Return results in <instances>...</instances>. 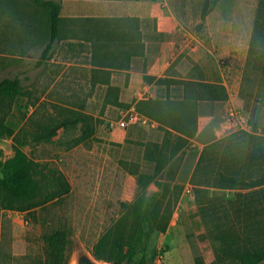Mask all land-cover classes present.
<instances>
[{
  "label": "rangeland",
  "instance_id": "rangeland-1",
  "mask_svg": "<svg viewBox=\"0 0 264 264\" xmlns=\"http://www.w3.org/2000/svg\"><path fill=\"white\" fill-rule=\"evenodd\" d=\"M157 1L177 11L183 20L182 31L197 40V51L205 54L204 65L209 70L219 67L228 83L227 100L207 99L189 110H197L198 117H226L230 126L225 131L231 133L207 146L209 160L199 167L196 164L202 144L215 138L210 123L201 122L203 128L194 141L168 139L157 164L167 168L155 176L159 174L161 185H169L167 196L176 194V189L171 191L174 183L181 186V194L166 231L151 234L145 257L152 264H195L196 259L205 264H228L229 258L218 256L220 242L215 233L219 217L244 228L246 217L240 214L236 219L226 207V200L241 193V198L248 201L256 194L246 184L239 189L218 187L215 177L219 173L233 174L243 179L242 183H250L262 174L258 150L256 158L248 156L257 146L264 149V39L257 42L256 52L249 51L259 0ZM223 34L239 35V48L221 53L222 48L211 39ZM48 36L49 22L43 9L27 0H0V79L18 77L27 92L14 100L6 124L14 129L30 157L50 161L71 186L70 193L61 200L32 212L0 209V264H34L43 256L42 233L59 225H66L72 232L67 264L77 246L91 253L98 236L118 216L120 201L131 200L138 192L131 173L139 167L152 172L153 163L144 155L145 145L155 144L161 137L147 123H129L123 130L118 129L117 122L128 117L131 103L138 96L144 97L143 92L131 96L123 90L124 104H102L103 91L89 90L86 72L67 65L73 59L58 41L53 44L50 59L37 66ZM223 50H229V46L226 44ZM214 54L216 58L211 60ZM189 66L182 63L168 73L180 81L186 78ZM113 94L104 98L111 100ZM172 95L176 96V91ZM62 107L69 114L86 111L93 115V135L71 146V140L80 134V124H76L60 126L48 142L34 141L38 124L55 117L61 119L58 112ZM237 117L248 119L244 123ZM12 143V138H0L2 159L12 155ZM187 185L192 188L190 195L185 192ZM152 193L146 187V194ZM260 213L264 216V210Z\"/></svg>",
  "mask_w": 264,
  "mask_h": 264
},
{
  "label": "trees",
  "instance_id": "trees-1",
  "mask_svg": "<svg viewBox=\"0 0 264 264\" xmlns=\"http://www.w3.org/2000/svg\"><path fill=\"white\" fill-rule=\"evenodd\" d=\"M27 1L35 7L43 9L48 17V40L36 63L37 66H40L50 59L53 43L58 37L61 2L60 0ZM206 2L207 0L204 3ZM263 14L264 4L262 0H259L250 39L249 51L251 52H256L257 42L264 39ZM142 78L148 83L177 82L166 79V77L146 74ZM183 82L187 86L197 83L202 87L200 91H197L199 99L226 100L228 98L226 89L220 82L207 83L191 80H184ZM114 90H116L115 87L108 86L106 94L110 95ZM191 90H187L188 93ZM200 92L204 93L202 94L203 97H201ZM26 93L25 87L18 77L0 79V138H12L13 141L12 155L5 159L0 157V209L21 213L32 212L47 204L59 201L71 190L65 175L50 161H40L30 157L22 149L14 135V129L6 124V116L11 110L14 100L18 96L26 95ZM189 104L186 99L160 102L156 99H147L136 101L135 108L145 116L159 122L160 127L165 124L180 134L193 137L197 121L196 118L193 120L189 117H197V110L190 111L192 105ZM67 112H69L68 109L62 107L58 112V117L61 119L55 117L51 118L50 122L39 123L38 128L34 131L33 140L48 142L60 126L68 127L69 125L80 124V134L71 140V146L87 141L94 133V118L82 111H70L71 114ZM157 117L183 118H172V120L166 121ZM191 125L194 128L193 132L187 130ZM168 134H171V131L166 130L165 135ZM175 139V141L189 140L188 137L181 136L175 137ZM222 139L224 138L212 139L203 145L196 167L209 160L207 146H212ZM150 145H145L144 155L150 158L148 154L150 153L157 165L162 159V153L156 152L157 145ZM256 150L261 156V167L259 168L262 174L251 179L250 183L247 181L242 183L243 179L240 180L233 174L219 173L215 177V184L218 187L239 189L246 184L252 189V194L257 195H253L248 201H245L241 198V193H235L233 197L226 200V207L234 212L236 219L239 218L240 214L246 217L245 227L241 229L236 228L231 220L225 223L222 217H219V230L215 233V238L220 242L218 256L223 260L226 257L229 258L228 264H257L264 259V216L260 213L264 210V206L260 204L261 202L264 203V149L257 146L255 150L249 152L248 156L250 159L254 158L257 155ZM160 169L161 167L157 165L152 175L146 173L138 175V192L133 199L120 201L118 216L93 244L91 253L95 258L111 264H152L145 257L149 238L154 231L161 233L166 231L172 218L173 207L181 194V186L174 184L171 191L176 189V194L167 196L169 185H161L159 181L154 180L155 174ZM152 181L157 186L158 191L148 196L146 187ZM71 236V229L66 225L52 227L42 233L43 256L38 258L34 264H67V250L72 242ZM195 264L205 263L196 259Z\"/></svg>",
  "mask_w": 264,
  "mask_h": 264
},
{
  "label": "crops",
  "instance_id": "crops-1",
  "mask_svg": "<svg viewBox=\"0 0 264 264\" xmlns=\"http://www.w3.org/2000/svg\"><path fill=\"white\" fill-rule=\"evenodd\" d=\"M60 2L61 21L55 42L61 43L65 47V51L70 54V58L73 59L67 65H74L76 69L86 72L89 90L103 91L102 104L107 105L124 104L123 90L130 92L131 96L141 93L140 90L145 95L142 98L138 96L133 100L128 111L129 114L136 115L138 120L130 122L128 117L122 118L117 122L118 129L123 130L129 123H147L161 135L158 141H154L157 145L156 152L160 151L161 153H164L163 149H166L168 139L181 136L188 137L189 141H194V137L200 134L203 128V125L201 126L203 120L210 123L215 136L213 139H220L231 133V131H225L230 126L226 117H198L197 112V117H189L193 120L196 118L195 135L193 137L185 136L165 124L160 127L159 122L145 116L135 108V103L138 100L156 99L160 102L186 99L191 105L197 107L200 101L207 100L198 98L197 91H200L202 87L197 83L187 86L183 82L184 80L220 82L228 95V83L219 71L220 68L209 70L204 65L205 54H200L197 51L199 47L197 40L193 37H189V39L185 30L182 31L183 20L173 7L166 3L161 4L157 0H60ZM238 36L223 34L213 37L211 43H217V47L222 48L223 52L221 53L226 54L230 50L239 48ZM226 44L229 46V50H223ZM212 58H216V55L214 54L211 60ZM182 63H188L190 66L185 70L186 78L181 77L180 81L177 80L176 83H148L142 78L146 74L176 81L175 77L168 73V70L171 67L179 69ZM211 76H214L213 79ZM108 86L116 88L112 91L114 94L111 100L104 98L109 96L106 94ZM189 89H192L190 93L187 91ZM173 91H176V96L172 95ZM200 93L202 95V92ZM84 113L87 112L84 111ZM91 116L93 117V115ZM157 118L167 121L183 117ZM237 118H240V122L244 123L248 119V117ZM122 120L126 122L125 126L119 125ZM243 126L241 127L244 128ZM166 130L171 131V134L165 135ZM187 130L193 132L194 128L191 125ZM221 132L222 135H220ZM148 154L150 155L149 161L153 163L152 172L146 173L140 169L141 167L132 172L131 176L135 185H137V177L140 173L152 175L155 166H157L151 154ZM166 168L167 165L162 166L159 174ZM158 175L154 180L161 182L162 179ZM147 188L153 193L158 190L153 181L147 185Z\"/></svg>",
  "mask_w": 264,
  "mask_h": 264
},
{
  "label": "water",
  "instance_id": "water-1",
  "mask_svg": "<svg viewBox=\"0 0 264 264\" xmlns=\"http://www.w3.org/2000/svg\"><path fill=\"white\" fill-rule=\"evenodd\" d=\"M70 264H111L102 260H99L89 253L82 246H77L75 248L74 254L72 256V261ZM125 264V263H123ZM257 264H264V259L259 261Z\"/></svg>",
  "mask_w": 264,
  "mask_h": 264
},
{
  "label": "built area",
  "instance_id": "built-area-1",
  "mask_svg": "<svg viewBox=\"0 0 264 264\" xmlns=\"http://www.w3.org/2000/svg\"><path fill=\"white\" fill-rule=\"evenodd\" d=\"M128 120H129L130 122H135V121L138 120V117H137L136 115L130 113V114H128ZM125 124H126V122H125L124 120H122V121L119 122V125H120V126H125ZM191 190H192V188H191L190 185H187V186L185 187V192H186L187 194H189V195L191 194Z\"/></svg>",
  "mask_w": 264,
  "mask_h": 264
}]
</instances>
